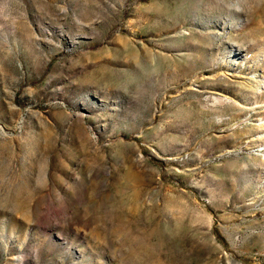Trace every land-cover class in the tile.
Segmentation results:
<instances>
[{
    "label": "rangeland",
    "instance_id": "rangeland-1",
    "mask_svg": "<svg viewBox=\"0 0 264 264\" xmlns=\"http://www.w3.org/2000/svg\"><path fill=\"white\" fill-rule=\"evenodd\" d=\"M0 264H264V0H0Z\"/></svg>",
    "mask_w": 264,
    "mask_h": 264
}]
</instances>
